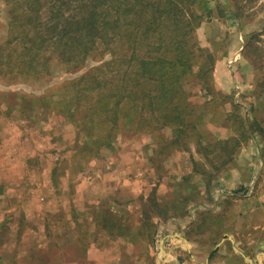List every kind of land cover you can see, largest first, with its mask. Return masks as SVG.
Segmentation results:
<instances>
[{
	"label": "rangeland",
	"instance_id": "rangeland-1",
	"mask_svg": "<svg viewBox=\"0 0 264 264\" xmlns=\"http://www.w3.org/2000/svg\"><path fill=\"white\" fill-rule=\"evenodd\" d=\"M52 3L0 0V260L44 264L56 258L69 264L68 257L78 264L89 256L100 258L91 264H170L162 238L175 212L180 227L175 224V237L167 241L184 247L176 257L192 256L183 239L201 242L202 233L220 222L206 203L240 190L246 196L250 189L223 182L227 164L240 158L249 179L263 177L258 187L264 192V0H197L203 15L197 43L212 53L214 68L217 63L225 70L226 81L220 88L209 74V84L199 80L197 86L191 74L184 80L189 106L197 93L204 100L194 115L203 134L197 152L194 136L175 143L171 128L133 132L115 126V112H103L91 72L114 54L128 53L124 39L113 44L114 53L102 46L82 65L69 67L45 49L44 25L36 42L26 41L27 31L34 36L36 11L43 24ZM202 4L210 10L203 12ZM36 50L41 53L32 63ZM123 69L125 62L103 74L111 79ZM120 107L126 113L130 104ZM239 138L242 143L231 146ZM141 145L146 147L139 152ZM206 248L205 257L214 255ZM257 258L252 264H264V255Z\"/></svg>",
	"mask_w": 264,
	"mask_h": 264
},
{
	"label": "trees",
	"instance_id": "trees-1",
	"mask_svg": "<svg viewBox=\"0 0 264 264\" xmlns=\"http://www.w3.org/2000/svg\"><path fill=\"white\" fill-rule=\"evenodd\" d=\"M202 6L203 12L210 10ZM49 18L47 22L41 21L43 24L38 23L41 19L36 11L34 22L30 24L34 26V36L32 38L33 32L27 31L25 36L30 37L26 41L36 42L39 27L44 25L47 30V35L42 36L47 43L45 49L68 67L82 65L102 46L108 53H114L113 44L117 39H124L128 44V53L114 54L91 72L98 84V102H103V112L113 111L118 115L111 120L116 121L115 126H124L126 130L133 128V132L149 130L148 126L150 130L171 128L176 135L173 142L194 136V151H199L203 134L197 132L184 80L191 74L207 84L215 60L211 52L197 43L195 29L203 18L197 0H54ZM18 21L17 16L15 23ZM129 35L132 38L126 40ZM40 53V50L33 52L32 63L38 62ZM122 62H125V69L111 79L104 76L107 66ZM197 64V72H194ZM261 88L264 91V83ZM121 103L130 104L126 113ZM148 116L154 121L152 125L147 121ZM110 135L107 134L103 141L105 146L110 144ZM241 143L239 138L231 146ZM235 148L227 150L228 158L224 162L231 161ZM172 216L181 215L175 212Z\"/></svg>",
	"mask_w": 264,
	"mask_h": 264
},
{
	"label": "crops",
	"instance_id": "crops-1",
	"mask_svg": "<svg viewBox=\"0 0 264 264\" xmlns=\"http://www.w3.org/2000/svg\"><path fill=\"white\" fill-rule=\"evenodd\" d=\"M227 61L231 64L233 60L231 58ZM213 69L212 76H214V82H216V84L221 88L226 85V81L223 77L225 70H220L217 63L216 67ZM195 83L196 85L199 83V80L196 77L194 80V84ZM186 91L189 93L187 89ZM195 97L197 102L190 103V107L194 109L193 120L196 122V119H194V115H197L195 108L198 107L204 100L198 95V93ZM189 102L190 96H188V103ZM145 147L146 145H141L139 152L144 151ZM245 149L246 148L242 146L238 152ZM240 161V158H238V160L235 161L236 164H227L226 169H228V171H226V173L220 178L224 183L228 182L232 185L240 184L237 187L238 190L243 188V190H245L247 187L246 184H250V189L246 192L247 195H240L242 194L241 190L240 193L234 192V194L232 193L230 196L218 194L206 203V206H208L210 211V215H217L220 222H218V224H211L207 232L202 233L201 242H198L197 239H183L184 245H187L185 248L188 251L190 250L195 252L192 256L189 257L186 254V256L177 255L176 257L175 254L180 253L184 247L181 245H174L173 239L171 238H169L171 239V242L167 241L169 236L175 237V235H173V228L175 227V224L180 227V222L177 223L178 219L173 217L169 222V225L165 227L162 239H165L166 241L165 245L168 252L167 257L173 258H168L170 264H252L254 259L264 255V192H260V188L258 187V180H262L263 177L249 179L246 176L248 167H241ZM233 173L234 175H231ZM228 178H230V180ZM1 181L0 184L2 183ZM261 184L259 185L261 186ZM1 199L2 195L0 194V201ZM1 206L2 203L0 202V216H2ZM189 229H191V226H188V230ZM208 233H210L209 237L207 235ZM177 239V242H180L179 240L182 238L178 237ZM206 247L210 248L211 252H214V255L208 257L207 254L205 257V253L208 252ZM97 259L100 258H92L89 256L85 258L79 257L76 262H78V264H88V262L91 264L92 260L96 263ZM32 260L37 259L34 258ZM64 260L70 264L72 258L65 257ZM24 262L26 261L23 259L11 260V264H25ZM1 263L3 264L0 260V264ZM42 263L58 264V261L56 258H45Z\"/></svg>",
	"mask_w": 264,
	"mask_h": 264
}]
</instances>
